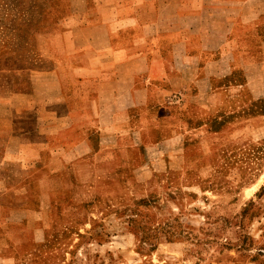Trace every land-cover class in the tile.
<instances>
[{
    "label": "crops",
    "instance_id": "crops-1",
    "mask_svg": "<svg viewBox=\"0 0 264 264\" xmlns=\"http://www.w3.org/2000/svg\"><path fill=\"white\" fill-rule=\"evenodd\" d=\"M69 2L40 46L49 68L31 75L44 95L13 94L1 110L11 133L0 157V264L44 253L49 194L94 146L184 142L239 95L257 99L253 82H264V0Z\"/></svg>",
    "mask_w": 264,
    "mask_h": 264
},
{
    "label": "rangeland",
    "instance_id": "rangeland-1",
    "mask_svg": "<svg viewBox=\"0 0 264 264\" xmlns=\"http://www.w3.org/2000/svg\"><path fill=\"white\" fill-rule=\"evenodd\" d=\"M69 1L0 0V157L11 133L1 110L13 94L44 95L31 75L49 68L40 46ZM252 86L257 99L239 95L184 142L98 144L62 170L34 264H264V82Z\"/></svg>",
    "mask_w": 264,
    "mask_h": 264
}]
</instances>
